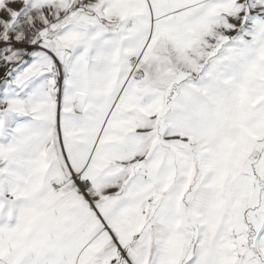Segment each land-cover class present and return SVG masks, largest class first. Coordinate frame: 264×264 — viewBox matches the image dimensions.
I'll use <instances>...</instances> for the list:
<instances>
[{
    "label": "snow or ice",
    "instance_id": "snow-or-ice-1",
    "mask_svg": "<svg viewBox=\"0 0 264 264\" xmlns=\"http://www.w3.org/2000/svg\"><path fill=\"white\" fill-rule=\"evenodd\" d=\"M0 264H264V0H0Z\"/></svg>",
    "mask_w": 264,
    "mask_h": 264
}]
</instances>
